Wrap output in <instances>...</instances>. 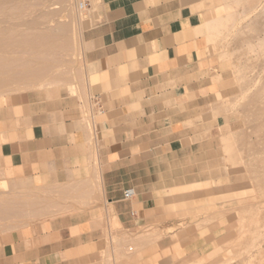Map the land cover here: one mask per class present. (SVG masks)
Instances as JSON below:
<instances>
[{
  "label": "crops",
  "instance_id": "obj_1",
  "mask_svg": "<svg viewBox=\"0 0 264 264\" xmlns=\"http://www.w3.org/2000/svg\"><path fill=\"white\" fill-rule=\"evenodd\" d=\"M196 3L98 0L74 86L0 97V196L54 205L0 233V264H108L125 254L110 219L134 264H217L226 218L205 173L220 118H206L214 56Z\"/></svg>",
  "mask_w": 264,
  "mask_h": 264
},
{
  "label": "rangeland",
  "instance_id": "obj_2",
  "mask_svg": "<svg viewBox=\"0 0 264 264\" xmlns=\"http://www.w3.org/2000/svg\"><path fill=\"white\" fill-rule=\"evenodd\" d=\"M97 6L98 0H0V97L74 86L83 70L81 32ZM195 6L203 15L214 56L210 72L216 92L206 118H220L211 145V169L205 173L211 176L206 195L212 209L226 218V234L206 263L264 264V139L255 130L264 124V0H197ZM53 208L43 196L31 204L0 196V233L45 217ZM171 209L177 218L190 214L183 206ZM209 209H204L205 216ZM108 223L113 242L125 252L108 264H120L125 257L134 264L130 241L112 219Z\"/></svg>",
  "mask_w": 264,
  "mask_h": 264
},
{
  "label": "bare ground",
  "instance_id": "obj_3",
  "mask_svg": "<svg viewBox=\"0 0 264 264\" xmlns=\"http://www.w3.org/2000/svg\"><path fill=\"white\" fill-rule=\"evenodd\" d=\"M232 4H234V3H232ZM230 6H232V5H230ZM233 12H236V11H233ZM233 12H232V13H233ZM263 32H264V31H263ZM263 36H264V35H263ZM250 38H251V36H250ZM248 39H249V38H248ZM248 39H247V40H248ZM247 40H246V41H247ZM258 40H259V39H257V41H258ZM260 40H261V39H260ZM260 40H259V42H260ZM252 41H253V40H252ZM252 41H250V42H252ZM250 42H249V43H250ZM259 42H258V45H259ZM263 42H264V41H263ZM247 43H248V42H247ZM250 44H251V43H250ZM260 44H262V43H260ZM263 44H264V43H263ZM261 46L263 47L264 45H261ZM253 47H254V46L251 45V48H253ZM258 47H259V46H258ZM260 56H262V55H260ZM260 56H259V57H260ZM262 57H263V56H262ZM262 57H261V58H262ZM263 59H264V58H263ZM258 60H260V59L258 58ZM261 60H262V59H261ZM260 62H261L262 64L264 63V61H263V62L260 61ZM262 66H263V65H262ZM242 76H243V75H241L240 77L242 78ZM241 78H239V79H241ZM243 78H244V77H243ZM243 78H242L241 81H243ZM243 82H244V81H243ZM244 85H245V83H244ZM263 86H264V85H262V88H263ZM242 88H243V87H242ZM259 89H261L260 86H259ZM262 90H263V89H262ZM260 91H261V90H260ZM261 92H263V91H261ZM261 92H260V94H262ZM257 93H258V92H257ZM258 94H259V93H258ZM257 96H258V95H257ZM251 98H252V97H251ZM250 100H252V99H250ZM253 102H254V101H253ZM255 102H256V101H255ZM252 105H253V104H252ZM252 105H251V106H252ZM254 105H255V104H254ZM247 107H248V104H247ZM247 107H246V108H247ZM249 107H250V106H249ZM243 108H245V105H244ZM246 108H245V110H246ZM261 108H262V107H261ZM247 109H249V108H247ZM256 109H257V108H256ZM242 111H243V110H242ZM242 111H241V112H242ZM257 111H258V110H257ZM244 112H245V111H244ZM247 112H248V111H247ZM255 112H256V111H255ZM259 113H260V112H259ZM245 114H246V113H245ZM255 114H256V113H255ZM260 114H261V113H260ZM256 115H257V114H256ZM262 115H263V114H262ZM246 116H247V115H246ZM246 116H245V117H246ZM252 116L255 117V115H251V117H252ZM258 116H259V115H258ZM258 116H257V117H258ZM263 116H264V115H263ZM263 116H262V117H263ZM254 117H253V118H254ZM262 117H261V119L264 118V117H263V118H262ZM246 119H248V117H247ZM249 119H250V115H249ZM249 119H248V120H249ZM258 120H259V119H258ZM258 120H257V121H258ZM249 121H250V120H249ZM257 121H255V122L257 123ZM262 121H263V120H262ZM252 122H254V121H252ZM258 122H261V120L258 121ZM248 123H250V122H248ZM256 123H254V124H256ZM250 124H251V123H250ZM248 125H249V124H248ZM258 125H259V124H258ZM251 127H252V126H251ZM256 127H257V128H256ZM255 128H256L255 130L258 131V132H256V133H258L257 135H259V133H261V137H262V134H263V137H262L260 140L264 139V124H261V123H260V125H259V126H255ZM249 129H252V128H249ZM246 130H247V131H246ZM246 130H245L246 132H249V131H250V130L248 131V129H246ZM253 130H254V129H253ZM251 131H252V130H251ZM240 132H242V131H240ZM246 132H244L243 135H245ZM242 133H243V132H242ZM239 134L242 135L241 133H239ZM239 134H238V135H239ZM247 135H248V134H247ZM255 135H256V134H255ZM238 137H239V136H238ZM241 137H242V136H241ZM245 137H246V136H245ZM245 137H244V139H245ZM250 137H251V133H250ZM250 137H249V138H250ZM256 138H257V137H256ZM239 139H240V138L236 139L237 142L239 143L240 141H242V143H240V144L243 145V143H244L243 140L240 139V141H238ZM242 139H243V138H242ZM245 140H246V139H245ZM245 140H244V141H245ZM247 140L249 141V140H251V138H250V139L247 138ZM248 141H247V142H248ZM251 141H252V140H251ZM257 141H258V140H257ZM245 142H246V141H245ZM252 142H253V141H252ZM254 142H255V140H254ZM249 143H250V142H249ZM255 143H256V142H255ZM255 143H254V144H255ZM263 143H264V141H263ZM244 144H245V143H244ZM254 144H251V145H254ZM258 144L260 145V144H262V142H258ZM258 144H257V145H258ZM237 145H238V144H237ZM241 145H239V146H241ZM245 145H246V144H245ZM251 145L248 144V146H251ZM239 146H238V147H239ZM246 146H247V145H246ZM262 146H263V145H262ZM236 147H237V146H236ZM242 147H244V146H242ZM259 147H260V146H258V148H259ZM247 148H248V147H247ZM253 148H254V147H253ZM256 148H257V147H256ZM258 148H257V149H258ZM261 148H262V150H263L264 147H261ZM251 149H252V148H251ZM239 150H240V148H239ZM239 150L237 151L238 153H240V152L243 150V148H242V150H241L240 152H239ZM246 150H247V149H246ZM249 150H250V149H249ZM252 151H253V150H252ZM258 151H260V149H259ZM258 151H256V152H258ZM263 151H264V150H263ZM242 152H243V151H242ZM242 152H241V153H242ZM245 152H247V151H245ZM248 152H249V151H248ZM248 152H247V153H248ZM254 152H255V151H254ZM241 153H240V154H241ZM247 153H246V154H247ZM261 153H262V152H261ZM249 154H250V153H249ZM251 154H252V152H251ZM259 154H260V153H259ZM247 155H248V154H247ZM253 155H254V154H253ZM256 155H258V154H256ZM243 156H244V154H243L241 157H243ZM244 157H246V156H244ZM250 157H252V155H251ZM245 159H246V158H245ZM261 162H262V160H261ZM263 162H264V161H263ZM263 162H262V163H263Z\"/></svg>",
  "mask_w": 264,
  "mask_h": 264
},
{
  "label": "built area",
  "instance_id": "obj_4",
  "mask_svg": "<svg viewBox=\"0 0 264 264\" xmlns=\"http://www.w3.org/2000/svg\"><path fill=\"white\" fill-rule=\"evenodd\" d=\"M133 194H134V190H133V189H131V188L126 189V190L123 192V198H125V199H130V198H132Z\"/></svg>",
  "mask_w": 264,
  "mask_h": 264
}]
</instances>
